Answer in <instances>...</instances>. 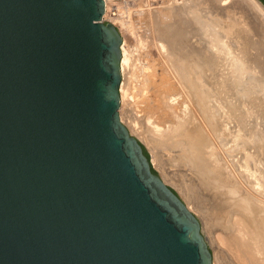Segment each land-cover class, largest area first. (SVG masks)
<instances>
[{
	"label": "water",
	"instance_id": "1",
	"mask_svg": "<svg viewBox=\"0 0 264 264\" xmlns=\"http://www.w3.org/2000/svg\"><path fill=\"white\" fill-rule=\"evenodd\" d=\"M104 11L0 0V264H213L120 120L122 37Z\"/></svg>",
	"mask_w": 264,
	"mask_h": 264
},
{
	"label": "bare ground",
	"instance_id": "2",
	"mask_svg": "<svg viewBox=\"0 0 264 264\" xmlns=\"http://www.w3.org/2000/svg\"><path fill=\"white\" fill-rule=\"evenodd\" d=\"M104 1L105 11L103 19L108 18L118 30V24H120V27L125 29L129 34V36L125 35L123 39L119 30L122 36V56L120 63L121 75L122 79L123 74L128 79L127 81V79L125 80L124 78L123 80L125 81H123V83L121 79L119 85L120 102L122 97L123 104H125L128 97L129 85L127 82L135 76L134 74L131 79L128 78L131 76L127 77L128 73L133 75V71L137 65L135 61L136 58L134 60V57L137 55L135 54V56L134 52L138 49H143L146 46V40H144V37H140V35L145 33L148 34V36L149 34L150 36L151 34L154 36L151 38L152 43L157 49H159V53H161L164 58H167L168 62H166L168 65L165 63L167 65L165 70L170 72L169 76H171L170 78L173 79V82L176 81L177 83H180V85H182L183 82L189 84V80H191L192 77L190 76L191 71L188 70L191 69L187 70V74H183L181 72L183 65L184 67H191L192 65L195 68L204 69L208 65L211 66L216 62L218 64L221 63L222 60H224V56H227L230 63L233 64L232 66L240 71L238 72L239 74L242 73V71L245 72V70H243L245 69L243 66L244 64L247 66L246 68H249V75L247 74L248 77H246V79H242V77L241 79L240 77L239 79L237 78V83H234L235 85L233 84V86H230L229 88L234 87L238 90L236 92H238L239 95H247V97L249 94V97H254L251 96V91H256L258 84L259 86L261 84V90L263 89L262 91H264V62H261L258 59L259 52L264 50V37L262 35V31L264 30V5L260 0ZM239 4H244V8L250 13L247 12L249 18L246 16V11L239 7ZM112 10L115 11L114 15L111 14ZM215 15H225L229 18L233 17L235 20L232 21L237 22H235L236 25H234L237 27L236 33L239 31L240 34H235L234 38H230L227 34L228 31L222 29V26L214 21L213 17ZM136 16L140 19L138 21L146 20L144 22V27L142 25L138 27L136 26ZM125 30L122 31L125 32ZM197 31L200 32L201 40L204 41L201 43L204 44L202 48L197 47L198 45L191 41ZM134 36L137 41L135 46L129 39ZM186 36L189 37V42H181L183 41L182 37ZM136 47H138V49ZM206 47L212 52H209L211 55L205 49ZM227 63L229 62L227 61ZM227 63L226 67H229V65L231 66V64L227 66ZM222 65L223 62L222 64H219V67L221 66L220 68H222ZM222 70H220V72ZM220 72L218 74L221 76ZM232 78H235V76ZM201 79L202 78L196 79L195 83L197 84L195 85V88L203 83ZM240 82L243 83L241 84ZM183 86L184 85H182V87ZM188 87H190L188 90H185L186 87L184 89V91H187L186 94H188V96L186 97V100L183 98L185 100L183 102L185 106L182 108L186 117H179V120L176 119L178 122L173 123V121L172 125H166L158 122L159 120L157 121L156 118L155 120L152 119L147 113L148 116H145L146 124H149L147 128L151 132L149 137L155 141H161L169 152V158H167V160L169 162L176 161L177 164H173V166L181 168L178 169L179 171L177 170L178 172L181 171L180 174L176 172L171 175H174L172 178L173 182L175 181L186 197L187 208L198 212V214L203 217L205 223L207 221L211 224L212 220L215 219L217 221L219 220V225H221L225 218V223L230 224L228 225L227 230H223L227 233L224 236L220 234L222 231L219 235L218 230L217 232L214 231L217 235H215V239H217L218 242L217 244L225 246L228 250L230 249V252H234L233 254L235 255H231L236 258L239 264H264V215H262L264 214V129H259L260 132H258V129L256 130V139L253 137L254 132L251 131L252 129H255L254 127L252 129L249 128V132L247 133L245 129V133L244 131L241 133L245 127L243 124L245 123V120L241 119L239 116H233L234 114L231 109H233L234 104L230 107L225 103L226 101L222 99V102L225 101V106L227 104L226 107H230L227 108V110L230 109L227 112V110L224 109V104L219 101L221 100L220 96L223 93L218 91L217 93H219L220 96L218 94L216 97L215 94L217 93L215 92L213 94L214 91L211 92V90H199L198 95L201 97L200 101L203 104H201V109L204 112V122L202 121L203 123L201 126L198 125L196 128H191L186 121H188L187 115L191 113L190 105H193L190 104L188 98H190V95L192 96V93L190 92L193 91H191V85ZM253 87L255 89H253ZM258 87L257 91L260 90ZM223 90L224 89H222V92ZM257 93L258 94L254 93L253 95L258 97L260 94L259 92ZM263 95L264 94H261V98ZM223 96L225 95L223 94ZM179 97V95L168 94L167 100L165 99L166 104H168L166 106L175 108L174 106L179 103ZM254 98H251V101L255 102ZM261 98L259 96L258 99L260 100ZM208 99L209 101L207 102ZM262 99H264V96ZM259 100L256 102H259ZM261 103L262 101L259 102V107ZM234 108L236 109V107ZM235 109H233L234 113L236 111ZM187 110H189V112ZM230 111L233 114L232 116L231 114H228ZM183 112L182 114H184ZM229 116L232 117L233 120L229 119ZM236 117L244 121L242 123L244 127L240 125L242 121L239 123V120ZM257 117H259V115H257ZM231 120L233 121L232 123ZM260 120H258L257 123H260ZM131 121L133 130L138 134L144 135V131L140 130L141 128H138L139 124L137 123V120L132 118ZM243 133L246 134L248 138ZM220 136L224 137L221 138ZM225 136L229 139H227L225 145L221 146L224 140L221 141V144H219V142L221 139H224ZM217 139H219V141ZM253 142L255 143L253 144ZM219 148L222 152H220ZM225 156L230 162H233H231V164L237 166L238 174L242 177L241 180L238 179L239 176L237 177V174L230 168L231 165L228 164L229 161ZM196 175L199 178L196 177ZM166 180L169 179L166 177ZM163 181L166 183L164 178ZM208 225L206 224V226ZM223 227L224 226H222V228ZM252 231L256 232L254 237L249 234ZM241 232L242 238L244 236H249V238L247 237V240H241V236L239 237V234L236 235ZM249 239H253L254 242H250ZM249 246L252 250H250ZM234 249L237 251H234Z\"/></svg>",
	"mask_w": 264,
	"mask_h": 264
},
{
	"label": "rangeland",
	"instance_id": "3",
	"mask_svg": "<svg viewBox=\"0 0 264 264\" xmlns=\"http://www.w3.org/2000/svg\"><path fill=\"white\" fill-rule=\"evenodd\" d=\"M119 2H121V1H119ZM230 18H232V19H230ZM230 18L229 17H226L225 15H215L213 17L214 21L218 25H221L222 26V29H226L228 31V33H227L228 36L230 38H234L235 37V34L236 35H239L240 33H239V31H238V33H236L237 27L234 26V25H236L237 22L235 21L236 22L235 23L234 21H232V20H235L233 17H230ZM135 20H136V26L137 27L138 26H141V25L143 27L145 26V23L144 22L146 20L138 21L140 19L137 18V16H136V19ZM118 26H119V30H120V32H121V34L123 36V39H124L125 35L126 36H129L128 32L125 29H123L122 27H120V24H118ZM122 30H125V32L122 31ZM195 34L196 35L193 36V39H191V41H193V43L195 42V44L198 45L197 47L202 48V46H204V44H201V43L204 42V41L201 40V34H200L199 31H197ZM146 35L148 36V34H146V33L140 35V37H142V38L144 37V40H146L145 41L146 42V46L143 49H138V47H136L138 50L136 52H134V55L135 54L137 55V56L135 55L136 57H134V60L136 58L135 61H136L137 65L136 64L135 65H136L137 70L135 68L136 72L134 70L133 71L134 72L133 75H130L129 73L127 75V77L128 76H131V77H128V78L131 79L132 76H134V74H135L134 78L131 79L130 80L131 82L129 81L130 82L129 83V82H127L128 79L123 74V79L124 78H125V80L127 79L126 82L129 85V90H128L127 101L125 102V104H123L122 97H121V102L119 104L118 112H119V116L121 115V119H122V120L120 119L121 122L127 127L129 133L131 135L135 136L142 143L144 149L146 150V152L148 154V158L151 161V166H152L153 170L161 177L162 180L164 178V180L166 181L165 184H167L169 187H171L178 194V196L181 198V200L185 204H187V200H186V197L184 196L183 192H181V189L179 188V186H177V184L175 183V181L173 182V179L172 178H173L174 175H171L172 173H176V172L180 174L181 171L178 172L179 171L178 169H181V168L180 167H177V166H173V164L174 165L177 164L176 161L175 162H171V161L169 162L167 160V158H169V154H168L169 152L165 148L164 144L161 143V141H159V140L158 141H155L151 137H149V134H151V132L147 128V126L149 124L148 125L146 124V117L145 116L147 115V113H148V115H150L152 117V119L155 120V118H156L157 121L159 120L158 122H160L161 124L164 123L166 125H172L173 123L178 122V120L180 119L179 117L185 118L186 115L182 111V108L185 106V104L183 102L186 100V97L188 96V94H186L187 91H184V89L186 87L185 90H188V88H190L188 86L191 85V91H193V92H190V91L189 92L192 93V96L190 95V98L192 100L190 98H188V100H190V104H193V105H190V111H191V113H189L187 115L188 121H186V122H187L188 126H191V128H196V127H198V125L201 126V124L204 122V112L201 109L203 104L200 101L201 100V97H199V95H198L199 94V90H202V91H204V90L205 91L206 90H211V92L214 91L213 94L215 92L217 93L218 91L219 92L221 91L220 93H223L225 96H223V94H221V96H220L219 93L215 94L216 97L219 94L220 99H221L219 101H221V103H223V104L226 101L225 103H227L230 107H232V105L234 104L233 109H235L234 107H236L235 113H234V110L231 109L234 115L232 114L231 111H230L231 113L229 112L228 114H231V116L233 115L234 117L235 116H239V117H241V119H244L245 120V123H243L244 121H242L238 117H236L239 120V123H240V121H242L240 125H242V123L245 125V127H244V125H242L244 128L241 131V133L244 131V129L246 130V133H247V132H249V128L252 129L254 127L255 129H252L251 131L254 132V135L253 134L252 135L256 139V137H257V133H256L257 131L256 130L258 129V132H260V130L262 128L264 129V106H263L264 104H262V103H264V101H263L264 99H262L264 95L261 98V94H264V93H262L264 91H262L263 89L261 90V87H260L261 84H260V86L258 84L259 87L256 85L258 87V89H260L258 91H257V87L255 86L256 87V91L259 92V94H260L259 96L262 99V100L261 99L259 100L258 99L259 96L256 97V95H253L254 93L255 94H258L256 91L253 90V89H255L254 87L252 89L254 91V93H253V91H251L252 92L251 93V96H254L255 98L254 97H249L250 94L248 95V97H247V95H239L238 92H236V91H238V90H236V88H234V87L233 88H229L230 86H233L234 83L235 84L237 83V80L239 79V77H240V79H241V77H242V79H244V78L246 79V77H248V75H249L248 74L249 73V68H246L247 66H245V64H244L243 66H244L245 69H243V70H245V72L242 71V73L244 72L243 73L244 75L242 73L239 74L238 72H240V71H238L234 66H232L233 64L230 63V60L227 58V56H224V60H222L223 65H224V66L222 65V68H220L221 66L219 67V64H222V62L219 63V64L216 62L215 64H212L211 66L208 65L204 69L195 68L192 65H191V67H188V66L187 67L186 66L184 67V65H183V67L181 69V72L183 74L184 73L187 74V70L188 69H191V70H188V71H191L190 72L191 73L190 76L192 78H191V80H189L191 83L189 82V84H188V83L183 82L182 85H184V86L182 87V85H180V83H177L176 81L173 82V79L170 78L171 76H169L170 72H168L167 70H165L167 68V65H168L167 62L168 61H167V58H164L163 55H161V53H159V49H157L154 46V44L152 43V39L151 38H153L154 36L152 34L150 36V34H149V36L147 37ZM262 35L264 37V30L262 31ZM145 36H146V39H145ZM129 39L131 40V42H132V44L134 46L137 44V41H136V37L135 36L132 37V38H129ZM182 40L183 41H181V42L188 43L189 42V37H187V36L186 37H182ZM205 49L207 50L208 53L209 52L212 53L207 47ZM257 55H258V53H257ZM225 58L228 59V60H226ZM258 59L261 62H264V50H261L259 52ZM227 61L229 63H227ZM225 62L227 63V66L229 64H231V66L229 65V67H226V63ZM144 65H145V67H144ZM222 69H225V70H222ZM247 69H248V72H247ZM220 70H222L223 72L222 71L220 72ZM219 72H220L221 76L218 74ZM192 74H194V75H192ZM237 74H238V76H237ZM232 75H234L235 78H232V77H234ZM241 75H243V76H241ZM197 77L198 78H202L201 80L203 81V83L199 87L197 86L195 88V85L197 84V83H195V81H196V79H198ZM123 79H122V83H123V81H125ZM230 84H232V85H230ZM239 88H241V87H239ZM216 89H217V91H216ZM222 89H224L223 92H222ZM194 91H195V93H194ZM170 93L172 95H177V96L179 95L180 96L179 97V103H177L174 106L175 108L166 106V105H168V104H166V100H167L168 94H170ZM240 94H242V93H240ZM251 98H254L255 99V102L258 101V100H259V102L262 101L260 107H259V102H256V104L258 103L256 105L254 101H251L252 100ZM222 99L225 100V101L222 102ZM208 101H209V99L207 100V102ZM251 103H252V105H251ZM227 104H226V106H227ZM223 106H224V109L225 110H227V108H230L229 106L226 107L225 104ZM171 108H172V110H171ZM229 110H227V112ZM176 111H178V112H176ZM187 111L189 112V110H187ZM182 112L184 114H182ZM257 115H259V117H257ZM132 118H135L137 120V123L139 124L138 125V128L139 129L141 128L140 130L144 131V135L143 134H138L136 131L133 130V128L131 126L132 125V121H131ZM176 119H178V120H176ZM229 119H232L233 120V118L230 117V116H229ZM232 120H231V123L233 122ZM258 120H260L259 121L260 123H257ZM168 123H170V124H168ZM145 129H146L147 132L145 131ZM197 129L200 130L199 128H197ZM244 133H245V131H244ZM255 134H256V136H255ZM244 135L248 138V136L246 134H244ZM222 137H224V136H222ZM225 138L220 140L219 144H221L222 143L221 141L224 140L223 141V144H221V146L225 145L227 139H229L226 136H225ZM217 140L219 141V139H217ZM255 142H253V144ZM161 144H162V146H161ZM219 147H220V145H219ZM225 147H223V148H225ZM223 148H222V150H223ZM216 150L217 151L220 150V152H222L220 148H219V150L218 149H216ZM226 159L228 160L227 157H226ZM231 162L230 161L228 162V164L232 166V167L230 166V168L233 170V172H235L237 174V177L239 176L238 179L241 180L242 177H240V175L238 174L237 166L234 165V164H231ZM166 171H168V172H166ZM164 173H165V175H164ZM166 177L169 180H166ZM196 177H198V176L196 175ZM190 211L200 221L201 233L204 236V238H205V240H206V242L208 244V247H209V249L211 251V254H212V263L213 264H222V263L223 264H226V263L227 264H229V263L230 264L231 263L232 264H239L238 261L236 260V258L231 255L234 252H230V249L228 250V249L225 248V246H220L219 244H217L218 243L217 242V239H215L216 236H217L215 234L217 232V230H218V235H219V233L221 231L222 232L220 234L222 236H224V235L227 234V233H225V231H223V230H227L228 225H230L228 223H225L226 222V219L224 218V220L222 221L223 224H221V225H219L220 224L219 223L220 222L219 220L217 221V220L214 219V220H212V222H211L212 225H211L210 222L208 223L206 221V223H205V221L203 220V217L200 216V214H198V212H195V211H192V210H190ZM224 212H225V210H224ZM262 215H264V214H262ZM206 224L207 225L209 224V225L206 226ZM209 226L211 227V229H210ZM222 226H224V227L222 228ZM209 231H211L212 233H214V231H216V232L213 234L214 235L213 236V235H211L212 233L209 232ZM238 234H239V237L241 236V240H243V239L244 240H247L249 238V236H247L248 238L245 237V236L242 238V232L241 233H237L236 235H238ZM249 234L252 237H254L255 234H256V232L252 231ZM254 239H256V238H254ZM249 240H250V242L253 241V239H249ZM250 250H252L251 247H250ZM234 251H237V250L234 249ZM225 255H227V256H225ZM233 255H235V254H233ZM227 258H228V260H227ZM213 259H214V262H213ZM245 262H246V260H245Z\"/></svg>",
	"mask_w": 264,
	"mask_h": 264
},
{
	"label": "built area",
	"instance_id": "4",
	"mask_svg": "<svg viewBox=\"0 0 264 264\" xmlns=\"http://www.w3.org/2000/svg\"><path fill=\"white\" fill-rule=\"evenodd\" d=\"M114 13H115V11L112 10V11H111V14L114 15ZM102 20H103L104 22H111L108 18H104V19H103V17H102ZM111 23H112V22H111ZM112 24H113V23H112Z\"/></svg>",
	"mask_w": 264,
	"mask_h": 264
},
{
	"label": "trees",
	"instance_id": "5",
	"mask_svg": "<svg viewBox=\"0 0 264 264\" xmlns=\"http://www.w3.org/2000/svg\"><path fill=\"white\" fill-rule=\"evenodd\" d=\"M261 2H262V4L264 5V0H260ZM143 152L145 153V155L148 157V154H147V152H146V150L144 149V147H143Z\"/></svg>",
	"mask_w": 264,
	"mask_h": 264
}]
</instances>
